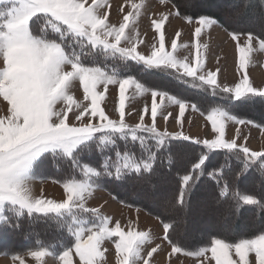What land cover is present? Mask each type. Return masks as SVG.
<instances>
[{
    "label": "snow or ice",
    "instance_id": "1",
    "mask_svg": "<svg viewBox=\"0 0 264 264\" xmlns=\"http://www.w3.org/2000/svg\"><path fill=\"white\" fill-rule=\"evenodd\" d=\"M160 3L173 4L177 16L183 15L189 23L199 25L194 30V39L201 36V26L211 27L220 23L213 16L199 15L196 18L181 13L180 6L175 5L174 0H160ZM130 7L132 11L123 16V22L117 27L108 22L106 0H0V98L7 102L5 115L0 116V228L20 226L4 215L6 206H11L17 217L25 212L29 216L33 213L43 216L54 213L57 217H71L67 229L71 239L60 253L40 246L22 254H11L13 264H27L29 257L36 264H44L48 256H54L59 264H74L77 257L75 264H103L107 251L105 241L114 243L117 264H137V261L151 264L161 245L152 247L146 257L142 255L143 246L152 243L149 232L135 231L131 224L125 231L119 222L115 227H109L110 221L100 217L99 209L85 207L84 201L92 191L89 183L92 178L113 184L131 179L139 187L140 196L155 202L162 214H169L163 217L157 215V218L163 228V240L171 248L170 257L184 254L199 259L211 252L215 264H252L248 257L254 254L255 264H264V228L254 237L240 238L237 242L213 238L210 245L195 251L182 248L170 235L179 231L184 217L191 215V203L197 191H202L216 203H221V198L223 202L234 199L237 208L240 204L251 206L245 207L244 211H255L257 207L264 211V199L239 191L241 184L255 186L257 180L264 184V151H253L246 144H238L236 139H225V122L251 124L261 127L262 131L264 125L239 118L225 106H213L205 115L197 105L181 100L168 91L150 89L132 75L118 78L99 67L85 66L81 56L101 49L118 57L126 65L131 62L145 71L170 69L177 74L178 80L191 83L195 88L210 89L212 96L229 100L232 104L249 102L253 97H260L264 101V89L252 87L247 74L234 87L221 86L218 83L220 69L205 70V57L200 53L199 44L192 45L196 53L191 59H178L175 53L181 35L179 31L171 42V51L166 50L162 29L167 15L152 21L158 45H151L150 54L141 53L138 45L144 41L140 40L138 34L135 40L132 39L126 35V29L130 19L139 15L143 4L133 2ZM223 26L227 28L231 40L236 42L240 69L246 68L250 53L254 50L253 41L257 42L259 51L264 52V32L256 34L251 29L245 31L240 29L238 23L229 21H224ZM49 30L59 34L58 37L50 38ZM241 35L246 36L243 45L240 43ZM70 39L80 46V55L74 51L68 53L67 49L72 47ZM122 43L125 46H121ZM76 82L82 88L83 100H77L70 94ZM101 85L103 89L98 91ZM109 85H118V119L109 118L101 107ZM130 87H134L137 93L151 94V108H143L135 126L125 122L126 92ZM158 97L161 104L157 103ZM164 101L178 105L179 115L174 119L181 128L186 108L190 107L193 112L200 111L210 122L215 138L193 141L182 131L170 133L158 129V109ZM146 115L150 116V124L145 123ZM163 119L167 123L169 116H163ZM236 134L238 137L239 128ZM117 140L124 141L126 149L129 142L138 144L141 155L137 157L131 150L122 154L117 150ZM97 141V147L113 146L115 161L109 163L111 158H106L99 168L81 165L79 157ZM174 141L202 143L208 150H227L238 162L230 182L220 166L205 170L207 155H202L190 170L180 176L178 195H171L169 188L165 187V177L168 175L165 168L171 171L175 162L177 170L181 169L176 159ZM50 157L53 162L56 157L65 158L71 162L73 169L80 168L88 178L78 180L70 176L66 182H61L66 199L59 203L45 199L42 192L36 198L27 187L34 178L35 170L42 169ZM165 158L168 159L167 165L163 163ZM200 173L213 183L194 191ZM222 180L226 182L217 187ZM75 209L82 213L91 212L101 220L99 226L88 227L87 221L78 220ZM233 252L239 259H232Z\"/></svg>",
    "mask_w": 264,
    "mask_h": 264
},
{
    "label": "rangeland",
    "instance_id": "2",
    "mask_svg": "<svg viewBox=\"0 0 264 264\" xmlns=\"http://www.w3.org/2000/svg\"><path fill=\"white\" fill-rule=\"evenodd\" d=\"M106 2L108 4L106 11L109 12L108 22L116 25L117 27L119 23L123 22V16L129 11H132L130 7L131 3L134 2L138 5L143 4V8L140 9L139 15L130 19L129 27L126 29V35L135 40L138 34L140 40L144 41V43L138 45V50L141 53L145 55L150 54L151 45L153 43L158 45V38L157 34L152 28V21L158 20L162 15H167L168 19L162 29L165 34L166 50L171 51V42L175 37L176 32L179 31L181 35L177 40L178 48L175 53L178 59H184L185 57L191 59L196 53V48L192 47V45L199 44L200 53L205 57V70L214 71L216 68L220 69L218 74V83L221 86L234 87V85L239 83L243 76L247 74L252 87L264 89V52L259 51L256 41H253L254 50L250 53L246 68L242 70L239 68L236 42L231 40L228 30L221 23L212 25L211 27L201 26V36L198 39H194V30L199 25H197L195 22L189 23L184 17L177 16V10L173 4L164 5L160 3V0H106ZM199 2L201 3H196L198 7H204L212 11L217 10V7L235 6L234 3L222 5L218 2L215 3V1L213 3L210 2V4L209 2L204 3L203 0ZM121 8H123V11H121ZM237 18H239L236 20L240 26L257 28V12L249 17V20H244L242 19L243 17L240 16H237ZM58 35L59 34L52 33L51 30H49L50 38H56ZM245 39V35L240 36V43L242 45ZM69 42L72 43V47L67 49L68 53L71 54L74 51L76 54L80 55V46L74 41H71V39ZM121 46H125V44L122 43ZM81 61L85 66L99 67L101 70L106 71L109 74L117 75L118 78H126L128 76L127 72L130 70L129 68H136L138 70H136L137 72L134 75L138 76L134 77L146 87L150 89L156 88L168 91L171 95H174L177 98L180 97L175 94V91L179 90L182 93L180 87H186L187 85L191 84L187 83L186 85L183 83V80H178L177 74L170 69H152L145 71L141 69V66L135 65L131 62H128L126 65L125 62L120 60L118 57H113L109 53H104L101 49H94L92 50L91 54L82 55ZM217 61L219 62L217 63ZM142 72L147 73V75H139ZM160 77H163V79ZM165 79H169L172 83H174V85L170 84V81L166 82ZM102 89L103 86L101 85L98 91ZM203 90L207 91L209 93L208 95H211L210 89ZM70 94H72L77 100H83L82 88L78 82H76L75 86L71 89ZM213 98L220 99L219 97L214 96ZM180 99L197 105L202 111H204L205 115L211 110V107L215 106V103H212L213 101L209 99L208 104H206V101L203 103H199L198 101V103H194L188 97ZM84 103L88 102L84 101ZM157 103L161 104L159 97L157 98ZM145 106H147L150 110V92L140 94L135 91L134 87H130L126 92L125 122L130 126H135V124L139 122V115ZM206 106L208 107L205 109L204 107ZM220 106L227 107V105L224 103L220 104ZM101 107L105 110L106 115H108L109 118H119L117 111L118 85H109L108 91L105 93V99L101 102ZM6 108L7 102L0 98V116L5 115ZM231 112L233 115H236L239 118L255 121L257 125H264V121L262 119H258L257 116H255L257 119L245 117L248 115H254L255 110L253 111L251 109V112H247L248 114L242 112L241 109L238 111L233 110ZM178 115V105H173L167 101H164L161 107L158 109V117L156 122L158 129L162 131L166 130L170 133L182 131L184 134L189 135L193 141H203L205 139L210 140L215 138V134L211 130L210 122L205 119V115H201L200 111L193 112L190 107L186 108L185 115L182 118V128L174 119V117H177ZM163 116H169L167 123H165ZM145 123H151L149 115L145 116ZM237 128H239L238 137L236 134ZM225 139H236L238 144H246L253 151H264V131L261 130V127L252 126L251 124L236 125L231 121H227L225 122ZM97 145L98 141L96 144H93L90 150L86 151L79 157L81 165L88 164L89 166L99 168L103 164L106 158L101 159L100 157H96V155L103 156V153H100L99 155L97 152H95L98 149ZM200 145L203 146L202 143ZM99 148H104V146H100ZM122 149H124V147ZM204 149L207 152L215 151L208 150L206 148ZM115 159V157L112 158V161H115ZM70 176L78 180L88 179L84 176L80 168L73 169L71 162L65 158L56 157L54 158L53 162V158L50 157L46 161L45 166L40 169V171H37V169L35 170L34 178L28 182L27 187L31 194L36 198H39L42 192L43 197L47 200H53L58 203L63 202L66 199V195L64 194L61 182H66ZM89 183L92 185V191L84 201L86 208L99 209L100 217L107 218L110 221L109 227H115V224L119 222L125 231H128V225L131 224L135 231L149 232L151 234L152 243L143 246L142 255L145 257L147 252L152 247H154L156 244L161 245V250L152 257L151 264H169V261H171V264H215V260L211 258V252H208L205 257L199 259L184 254H179L178 257H170L169 254L171 253V248L168 245V242L163 240V228L157 216L148 213L142 208L129 206L119 202L117 199H115V197L102 189L101 185L97 181V178H92ZM258 186H261L263 189L260 191L261 196L264 198V187L260 183H255V188ZM165 187L169 188L170 190L171 182L167 181ZM200 192V194L198 192L194 195L191 203L195 209L191 210L190 216L184 217V223L181 226V239L191 237V239H187V242H192L191 240L194 239H203L211 231H221L226 234H232L234 232L232 231L233 228L227 229L226 226L227 222H229L232 226V219L225 216L224 209H216L211 214L206 212V209L208 208L206 203L208 197L205 196L202 191ZM139 193L140 191L137 192V195L134 196V199L143 201V198ZM233 210L235 213L237 208L234 207ZM75 211L77 213V219L87 221L88 227L99 226L101 220L94 216L91 212L82 213L78 209H75ZM4 215L11 221L18 223L20 226L15 228L11 226L0 228V264H13L11 260V254H22L29 249H34L40 246L48 248L50 252L60 253L68 245V242L71 239L67 230L68 225L71 223V217L66 215L64 217H57L54 213H50L48 216L33 213V216L31 215L32 218L34 217L36 220L38 218L39 222L41 217H46L48 220V222H43L44 225L37 230V236L42 237L41 240L33 239L34 235L30 234L31 229L28 230L29 228L24 222L20 223L19 220L23 217H17L15 210L12 209L11 206L5 207ZM24 215L25 217L29 216L26 212ZM216 220H218V224L216 223ZM243 220H245V218H243ZM243 220L242 225L235 229L236 232H244L253 226L252 223ZM49 225H53L51 230L49 229ZM45 228L49 229L51 231L50 234H53V236H44L41 229L45 230ZM34 233H36V230ZM174 238L176 239V236ZM213 238L214 237L210 238L209 244L207 241H205L204 243L202 242V244L196 246V248L190 247H193V245L195 246L197 243H187V250L194 251V249L198 250L200 247L208 246L210 245ZM104 246L107 251L105 253L103 264H117L114 243L112 241H105ZM180 246L182 247L181 244ZM231 257L234 260L239 259L235 256L234 252L231 253ZM248 258L252 261V264H255L254 254H250ZM75 260H78V257L74 258V264ZM27 264H36V262L29 257L27 258ZM44 264H59V261L54 256H48L45 257ZM137 264H143V262L137 261Z\"/></svg>",
    "mask_w": 264,
    "mask_h": 264
},
{
    "label": "trees",
    "instance_id": "3",
    "mask_svg": "<svg viewBox=\"0 0 264 264\" xmlns=\"http://www.w3.org/2000/svg\"><path fill=\"white\" fill-rule=\"evenodd\" d=\"M199 1H201V0H174V3H175V5L180 6L179 10L181 11V13H184V14H187L188 16H193L196 18H198L199 15L213 16L217 20H219L222 25H223L224 21L237 23L236 19H239V18H237V16L243 17L242 19H244V20L245 19L249 20V17H251L253 14H255L257 12V14H258V18H257V22H256L257 28L249 27V26H240V25H239V27H240V29L245 30V31L248 29H251L256 34H260V33L264 32V24H263V22H264V0H203L204 3L209 2V4H210V2L213 3L214 1H215V3L218 2L222 5L231 4V3L235 4V6H233V7H217L218 9L215 11H212L210 9H206L204 7H198V6L197 7H191L190 6V5H197L196 4L197 2L200 4L201 2H199ZM181 17H183V15ZM129 69L130 70L127 72L128 75L132 74V76H138V75H134L137 72L136 70H138V69L133 68V67H131ZM139 75L146 76L147 73L142 72ZM161 79H163V77ZM165 81L169 82L170 80L165 79ZM183 83H185L187 85L186 82L183 81ZM170 84L174 85V83H172L171 81H170ZM180 90L182 91V93L179 90L175 91V94L180 98L188 97L194 103H198V102L203 103L204 101H206V104H208V99H209V100L213 101L212 103H215V106H220V104L224 103L227 105L229 110L238 111L241 109L242 112H245V114H248L247 112H251V109H252L253 111L255 110V112H254L255 114L254 115H248L245 117L254 118V119L258 118V119H262L264 121V101H262V98H260V97H253L251 100H249V102H236L235 104H232L229 100H222L221 101L220 99L213 98V96L208 95L209 93L207 91H204L203 88H195L192 86V84H189L186 87H182V88L180 87ZM207 107L208 106H206L204 108L206 109ZM255 116H257V118ZM173 145H174V147L177 148L178 156H176V159L179 161V166L181 169L177 170V168L175 167V162H174V166L171 169V171H169L168 168H165V172L168 173V175L165 177V179H166V181L171 182V187H170V194L171 195H178L180 176L184 173V171H187L188 169L190 170L191 167L199 161V159L201 158L202 155H207V160H206V163L204 165L205 170L220 166V168L223 169L225 176H227L229 178L228 182H230L231 174L234 171V167H235L236 163H238V162L235 160V157L231 153L227 152V150L221 149V150H215V151H208L207 152L203 148L202 145L189 143L187 141H174ZM117 146H118L117 150L121 151V153H124L126 150H131V152H134L137 157H139L141 155L138 144H132L129 142L128 147L126 149L125 148V142L117 140ZM123 147H124V149H122ZM95 152H97L99 155H100V153H103V156H97L96 155V157H100L101 159H105V158L110 157L111 159H109V163L114 162V160L112 161V158L115 157V152L113 151L112 145L104 146V148L98 147V149ZM144 155H146V153H144ZM158 163H159V161H158ZM163 163L165 165H167L168 159L165 158L163 160ZM37 171H40V169H37ZM196 171H197V173L200 172V170H196ZM59 179H61V178H59ZM97 181L101 185L103 190H105L107 193L111 194L113 197H115V199H117L119 202H121L123 204L133 206V207L142 208V209L146 210L148 213L155 215V216L161 215L163 217V215H169L167 213L162 214L160 212V210L158 209V206L155 202H153L151 200H146L142 196L141 197L143 198V201L142 200L140 201L139 199L135 200L134 196L137 195V192L140 191V189H139V187H137L135 182L132 181L131 179L126 180L124 183H117V184H113L107 180L97 179ZM225 182L226 181L222 180L216 186L218 187L219 184H223ZM212 183L213 182L205 174L200 173L198 175L197 186H196V189H194V191H197V189H201L202 186H207V185L212 184ZM256 183L261 184L260 180H257ZM261 185L264 187V184H261ZM260 190L261 191L263 190L261 188V186H258L255 188V186H251L248 184L239 185V191L240 192L251 193V194L259 196L261 199H264L261 196ZM198 192L199 191H197L196 193H198ZM200 193L201 192H199V194ZM137 197H140V196H137ZM221 200H222L221 203H216L213 199L207 198L206 203H207L208 208L206 209V212L211 214L216 209H220V210L224 209L225 210V216L232 219V221H233L232 226L230 225L229 222H227L229 224H227L225 222L227 229L233 228L232 231H234V232L232 234H226V233H223L221 231H211L203 239L191 240L192 242L197 243V244L195 246L193 245V247H190V248H196V246L202 244V242L204 243L205 241H207V243L209 244V240L211 237L220 238V239L225 240L226 242H237V240H239L240 238L254 237L256 234H258L260 232V230L262 228H264V211H262L259 207H257L255 211L253 209H247L244 211L245 207H251V206H244V205L240 204L239 207L237 208L234 199L228 200L227 202H223V198H221ZM234 207L237 208L235 213L233 210ZM192 209H195V207L191 204V210ZM32 216L25 217V215H23L22 216L23 218L20 219L19 221H20V223L24 222L25 224H27V226L29 228L28 230L31 229L30 234L34 235L33 239L41 240L42 237L37 236V234H38L37 230H38V228H40L41 226L44 225L43 222H48V220L46 219V217H41V220L39 222L38 218L36 220L34 217L32 218ZM164 218H166V217H164ZM243 218H245V220H243ZM242 220L252 223L253 226H251V228H249L248 230H246L244 232H236L235 229L238 226L242 225V223H243ZM174 223H175V221H174ZM216 223L218 224V220H216ZM52 226L53 225H49L50 230H51ZM49 229H47V228H45V230L41 229L42 234L44 236H47V237L53 236V234H50L51 231ZM35 230H36V233H34ZM170 235L172 236V239L175 242L181 244L182 247H184L185 249H188L187 243H192V242H187V239H191V237L181 239L182 238L181 228L179 229L178 232L170 233ZM175 236H176V239L174 238ZM194 251H195V249H194Z\"/></svg>",
    "mask_w": 264,
    "mask_h": 264
}]
</instances>
